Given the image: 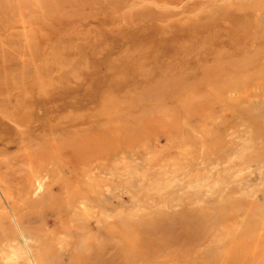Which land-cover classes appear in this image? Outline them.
Here are the masks:
<instances>
[{
  "label": "rangeland",
  "instance_id": "obj_1",
  "mask_svg": "<svg viewBox=\"0 0 264 264\" xmlns=\"http://www.w3.org/2000/svg\"><path fill=\"white\" fill-rule=\"evenodd\" d=\"M0 264H264V0H0Z\"/></svg>",
  "mask_w": 264,
  "mask_h": 264
}]
</instances>
